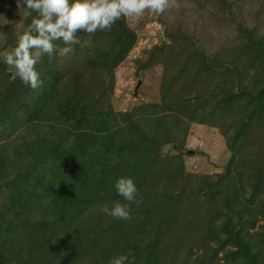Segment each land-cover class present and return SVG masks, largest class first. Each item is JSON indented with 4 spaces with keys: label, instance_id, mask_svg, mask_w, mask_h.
I'll use <instances>...</instances> for the list:
<instances>
[{
    "label": "rangeland",
    "instance_id": "obj_1",
    "mask_svg": "<svg viewBox=\"0 0 264 264\" xmlns=\"http://www.w3.org/2000/svg\"><path fill=\"white\" fill-rule=\"evenodd\" d=\"M30 22L0 0V53ZM78 36L36 91L0 55V264H264V0ZM120 177L129 220L101 211Z\"/></svg>",
    "mask_w": 264,
    "mask_h": 264
},
{
    "label": "clouds",
    "instance_id": "obj_2",
    "mask_svg": "<svg viewBox=\"0 0 264 264\" xmlns=\"http://www.w3.org/2000/svg\"><path fill=\"white\" fill-rule=\"evenodd\" d=\"M24 18L31 22L17 34L13 48L0 55L13 78L36 91L43 86L37 69L44 57H67L81 43L78 33L94 35L111 30L121 19H140L146 12L162 15L173 7L175 0H16ZM35 14V15H33ZM117 194L126 203L116 201L101 211L118 220L131 219V205L139 206L138 189L132 178L120 177L115 182ZM130 250L111 258L108 264H134Z\"/></svg>",
    "mask_w": 264,
    "mask_h": 264
}]
</instances>
